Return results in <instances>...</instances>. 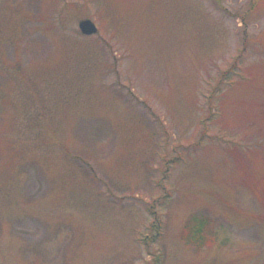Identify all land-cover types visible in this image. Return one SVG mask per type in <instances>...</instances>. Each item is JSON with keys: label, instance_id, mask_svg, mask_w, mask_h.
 I'll return each mask as SVG.
<instances>
[{"label": "rangeland", "instance_id": "rangeland-1", "mask_svg": "<svg viewBox=\"0 0 264 264\" xmlns=\"http://www.w3.org/2000/svg\"><path fill=\"white\" fill-rule=\"evenodd\" d=\"M0 264H264V0H0Z\"/></svg>", "mask_w": 264, "mask_h": 264}, {"label": "trees", "instance_id": "trees-1", "mask_svg": "<svg viewBox=\"0 0 264 264\" xmlns=\"http://www.w3.org/2000/svg\"><path fill=\"white\" fill-rule=\"evenodd\" d=\"M207 224L208 221L205 217L192 215L184 225L185 233H183V238L185 243L190 245L195 243L201 246L204 239L206 240L203 231L207 228Z\"/></svg>", "mask_w": 264, "mask_h": 264}, {"label": "water", "instance_id": "water-1", "mask_svg": "<svg viewBox=\"0 0 264 264\" xmlns=\"http://www.w3.org/2000/svg\"><path fill=\"white\" fill-rule=\"evenodd\" d=\"M78 30L83 36H92L97 32V27L90 19H82L77 24Z\"/></svg>", "mask_w": 264, "mask_h": 264}]
</instances>
